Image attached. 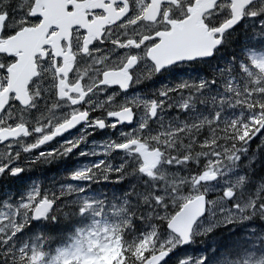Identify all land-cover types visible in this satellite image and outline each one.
I'll return each mask as SVG.
<instances>
[{
	"label": "snow or ice",
	"instance_id": "snow-or-ice-1",
	"mask_svg": "<svg viewBox=\"0 0 264 264\" xmlns=\"http://www.w3.org/2000/svg\"><path fill=\"white\" fill-rule=\"evenodd\" d=\"M0 264H264V0H0Z\"/></svg>",
	"mask_w": 264,
	"mask_h": 264
},
{
	"label": "flooded vegetation",
	"instance_id": "flooded-vegetation-1",
	"mask_svg": "<svg viewBox=\"0 0 264 264\" xmlns=\"http://www.w3.org/2000/svg\"><path fill=\"white\" fill-rule=\"evenodd\" d=\"M97 139H100V138H99V137H97ZM50 175H52V173H51V172H50ZM50 175H49V176H50Z\"/></svg>",
	"mask_w": 264,
	"mask_h": 264
},
{
	"label": "trees",
	"instance_id": "trees-1",
	"mask_svg": "<svg viewBox=\"0 0 264 264\" xmlns=\"http://www.w3.org/2000/svg\"><path fill=\"white\" fill-rule=\"evenodd\" d=\"M47 175H50V172H48Z\"/></svg>",
	"mask_w": 264,
	"mask_h": 264
}]
</instances>
